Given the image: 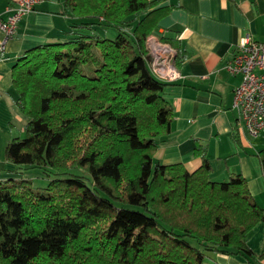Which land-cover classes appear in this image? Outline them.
Wrapping results in <instances>:
<instances>
[{
  "label": "trees",
  "instance_id": "16d2710c",
  "mask_svg": "<svg viewBox=\"0 0 264 264\" xmlns=\"http://www.w3.org/2000/svg\"><path fill=\"white\" fill-rule=\"evenodd\" d=\"M60 1L71 37L29 49L12 66L15 104L27 121L24 136L3 149L16 168L0 180V264L254 257L246 236L264 208L241 174L211 181L199 143L193 172L153 160L174 110L162 96L170 83L149 69L145 41L170 8L161 0ZM109 28L112 38L98 33ZM182 61L176 52L175 66ZM255 155L264 179V145ZM32 169L44 186L25 176Z\"/></svg>",
  "mask_w": 264,
  "mask_h": 264
},
{
  "label": "crops",
  "instance_id": "0c3cea01",
  "mask_svg": "<svg viewBox=\"0 0 264 264\" xmlns=\"http://www.w3.org/2000/svg\"><path fill=\"white\" fill-rule=\"evenodd\" d=\"M10 4V0H0L3 18ZM160 6L170 11L160 19L154 34L174 48L175 54L179 52L183 61L178 68L182 78L162 92L173 107V121L170 133L159 139L153 160L165 165L180 163L193 172L201 163L194 154L199 143L206 147L209 179L226 182L234 174H241L257 204L264 208V179L255 155L264 145V137L251 138L238 129L232 101L240 78L224 68L245 35L264 43V0H161ZM70 30L61 1L44 0L23 16L16 34L4 42L0 51V180L15 177L16 167L4 159L3 149L12 138L23 135L27 121L15 104L12 66L29 49L71 37ZM3 40L0 32V43ZM258 144L262 146L257 148ZM246 243L255 254L249 260L204 252L203 262L264 264V256L260 257L264 255V221L247 234Z\"/></svg>",
  "mask_w": 264,
  "mask_h": 264
},
{
  "label": "built area",
  "instance_id": "2783aa9c",
  "mask_svg": "<svg viewBox=\"0 0 264 264\" xmlns=\"http://www.w3.org/2000/svg\"><path fill=\"white\" fill-rule=\"evenodd\" d=\"M44 0H10L6 17L0 15V32L4 42L17 31L19 21ZM149 69L152 75L165 83H174L182 78L174 64L175 51L154 34L145 41ZM225 70L240 78L234 88L232 107L237 113L238 129L249 137H258L264 129V43L245 35L235 45L224 63Z\"/></svg>",
  "mask_w": 264,
  "mask_h": 264
},
{
  "label": "rangeland",
  "instance_id": "374dc122",
  "mask_svg": "<svg viewBox=\"0 0 264 264\" xmlns=\"http://www.w3.org/2000/svg\"><path fill=\"white\" fill-rule=\"evenodd\" d=\"M116 31L114 30V29H112V28H109V29H106V30H98V33L101 35V36H107V37H109V38H112L116 33H115ZM154 35V33L153 34H150V35H148L147 36V38L149 37V36H153ZM169 45V44H168ZM170 46V45H169ZM170 48H172L171 46H170ZM174 49V48H173ZM175 51V50H174ZM176 67V66H175ZM176 69L178 70V68L176 67ZM264 130V129H263ZM262 133V132H261ZM259 134V138H261V136L263 135V137H264V134ZM18 137H20V136H24V135H20V134H18L17 135ZM254 138H256V137H254ZM262 146V144H258L257 145V148H259V147H261ZM26 174L27 175H25L26 177H30V178H34V180H35V185H38V186H44L45 185V183H46V180H45V177L43 176V178L44 179H42V176H41V174H40V171L38 170V171H36L35 169H32V170H29V171H26Z\"/></svg>",
  "mask_w": 264,
  "mask_h": 264
}]
</instances>
